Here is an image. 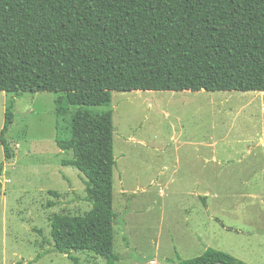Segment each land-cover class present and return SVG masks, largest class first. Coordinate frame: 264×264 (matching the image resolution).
Returning <instances> with one entry per match:
<instances>
[{"label": "rangeland", "instance_id": "374dc122", "mask_svg": "<svg viewBox=\"0 0 264 264\" xmlns=\"http://www.w3.org/2000/svg\"><path fill=\"white\" fill-rule=\"evenodd\" d=\"M11 97L0 91V129ZM58 97H15L9 161L0 142V264H75L54 251L52 220L84 215L92 203L84 174L64 164L73 151L56 143L70 128ZM110 108L115 264H174L176 251L190 259L208 247L264 264V94L116 90ZM71 255L107 264L90 251Z\"/></svg>", "mask_w": 264, "mask_h": 264}, {"label": "trees", "instance_id": "16d2710c", "mask_svg": "<svg viewBox=\"0 0 264 264\" xmlns=\"http://www.w3.org/2000/svg\"><path fill=\"white\" fill-rule=\"evenodd\" d=\"M116 90L264 92V0H0V91L12 94L0 129L5 161L15 97L58 93L57 116L70 114V128L56 143L73 151L64 164L84 174L92 203L84 215L52 220L54 251L75 264L82 263L73 250L120 260ZM176 255L174 264H248L213 247L190 259Z\"/></svg>", "mask_w": 264, "mask_h": 264}, {"label": "crops", "instance_id": "0c3cea01", "mask_svg": "<svg viewBox=\"0 0 264 264\" xmlns=\"http://www.w3.org/2000/svg\"><path fill=\"white\" fill-rule=\"evenodd\" d=\"M188 91V90H187ZM262 235V234H261ZM245 247L249 250L250 248L253 249V245L252 242H248L247 244H245Z\"/></svg>", "mask_w": 264, "mask_h": 264}, {"label": "bare ground", "instance_id": "6f19581e", "mask_svg": "<svg viewBox=\"0 0 264 264\" xmlns=\"http://www.w3.org/2000/svg\"><path fill=\"white\" fill-rule=\"evenodd\" d=\"M149 91H151V90H149ZM261 93H263V94H264V92H261Z\"/></svg>", "mask_w": 264, "mask_h": 264}]
</instances>
